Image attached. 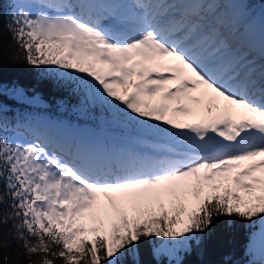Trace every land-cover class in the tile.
Listing matches in <instances>:
<instances>
[{
  "label": "snow or ice",
  "instance_id": "obj_1",
  "mask_svg": "<svg viewBox=\"0 0 264 264\" xmlns=\"http://www.w3.org/2000/svg\"><path fill=\"white\" fill-rule=\"evenodd\" d=\"M11 7L0 28V264H121L129 253L140 264L152 240L156 264H183L222 216L258 220L264 240V46L257 56L231 39L251 23L246 0ZM221 51L232 53L222 69ZM19 66L74 83L85 111L100 104L166 139L107 145L27 113L9 120L6 94L43 102L4 82ZM250 255L264 264V248Z\"/></svg>",
  "mask_w": 264,
  "mask_h": 264
},
{
  "label": "trees",
  "instance_id": "obj_2",
  "mask_svg": "<svg viewBox=\"0 0 264 264\" xmlns=\"http://www.w3.org/2000/svg\"><path fill=\"white\" fill-rule=\"evenodd\" d=\"M17 0H0V28L12 11L11 5ZM253 4L251 16L262 12L264 0H247L246 4ZM5 39H10L7 32ZM4 82L8 85L19 84L29 94H36L43 102L35 105H25L13 100L10 94L4 99L5 114L9 120L18 117L20 113H27L31 117L42 120H53L58 125L67 127L84 126L89 130H106L122 139H130L134 134L123 137L126 133L118 131L129 130L120 124L119 119L113 118L111 111L100 104H90L87 111L81 108L80 102L84 94L73 83L68 87H57L55 80L46 74L45 70L19 66L5 71ZM111 120L110 122H105ZM10 136L13 133H9ZM146 139V138H145ZM261 231V225L240 221L237 218L222 216L214 220L209 229L200 238V243L190 242V251L183 253V264H249L251 260L246 252L247 244ZM160 243L158 240L146 241L139 245L140 264H156L152 255V248ZM121 264H136L134 256L126 254Z\"/></svg>",
  "mask_w": 264,
  "mask_h": 264
},
{
  "label": "rangeland",
  "instance_id": "obj_3",
  "mask_svg": "<svg viewBox=\"0 0 264 264\" xmlns=\"http://www.w3.org/2000/svg\"><path fill=\"white\" fill-rule=\"evenodd\" d=\"M225 8L227 9V6H225ZM247 8L251 11L252 9H254V6L253 4L250 3L247 5ZM262 9H264V7ZM227 11L229 14L235 13L237 11V6H234L233 9L231 10L228 9ZM262 17H264V12L259 13L256 16H251L250 24H247L245 28L239 32H232L231 39L235 40L234 48L245 49V50L255 53L257 56L259 55L262 46H264V21H262ZM246 40L252 41L254 43L252 48H248L245 45L248 42V41L246 42ZM111 115L113 116V118L119 119L120 120L119 123L124 126H127L129 130H133L132 126L134 128H137L136 133L131 132V131H125V132L118 131L119 134L126 133L125 135H122L123 137H127V136L134 134L135 136H132V138L143 137V138H146L152 141H161L163 139H166L165 134H162V133L153 134L148 130H144L140 128L139 126L127 124L125 121H123L122 118L115 116L113 113H111ZM37 120L42 123L46 122V123H51L53 125H58L57 122L53 120H42V119H37ZM110 121L111 120L109 121L106 120L105 122H110ZM68 128L72 135L76 136L77 138L86 139L93 143L114 145V144H118V143H122L126 141L125 139H122L121 137H119V135H113L112 133H108L104 129L103 130H89V129H86L84 126L79 127V128H73V127H68ZM19 138L20 139H31V136L24 134L23 136ZM98 139H101L102 142L97 141ZM259 235H260V232L257 233L246 246V252L249 255L250 259H252V256L250 255V250L253 248L254 244L258 249L264 248V240L259 239Z\"/></svg>",
  "mask_w": 264,
  "mask_h": 264
},
{
  "label": "bare ground",
  "instance_id": "obj_4",
  "mask_svg": "<svg viewBox=\"0 0 264 264\" xmlns=\"http://www.w3.org/2000/svg\"><path fill=\"white\" fill-rule=\"evenodd\" d=\"M248 40H246V42ZM233 42H235V40H233ZM231 57H232V53H229V52L221 51L220 53H218L217 54V60L219 62V67L222 69L224 66H226L227 63L229 62V60L231 59ZM97 141L102 142L101 139H98Z\"/></svg>",
  "mask_w": 264,
  "mask_h": 264
}]
</instances>
